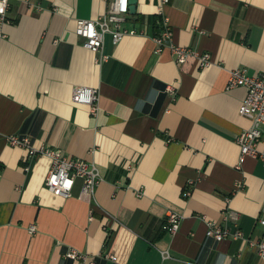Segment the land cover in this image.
<instances>
[{
  "label": "crops",
  "instance_id": "crops-1",
  "mask_svg": "<svg viewBox=\"0 0 264 264\" xmlns=\"http://www.w3.org/2000/svg\"><path fill=\"white\" fill-rule=\"evenodd\" d=\"M163 1H138L126 23L138 33L108 36L101 65L76 27L110 0L11 2L0 41V264H264L246 240L207 235L217 222L264 236V163L250 156L237 168V138L252 124L239 112L247 90L228 88L236 68L264 74V0ZM160 7L170 42L209 53L210 66L157 52ZM76 86L98 90L96 116L73 102ZM12 134L95 163V201L80 197L81 180L71 198L48 190L51 159H28ZM169 211L182 216L176 233ZM71 249L85 258H68Z\"/></svg>",
  "mask_w": 264,
  "mask_h": 264
},
{
  "label": "built area",
  "instance_id": "built-area-1",
  "mask_svg": "<svg viewBox=\"0 0 264 264\" xmlns=\"http://www.w3.org/2000/svg\"><path fill=\"white\" fill-rule=\"evenodd\" d=\"M12 1L14 0H0V41L6 38L4 26L9 22L8 11ZM169 1L164 0L163 4L165 5ZM159 11L162 15L161 7ZM130 14L129 0H110L108 9L103 15L96 19L78 20L76 34L83 39V46L86 49L97 54L96 62L98 64L101 65L110 59V56L105 52V41L108 36H111L114 44H119L127 35L138 33L136 29L126 27ZM161 18L162 29L156 36L157 52H161L164 48H170L178 64H183L189 59L195 60L201 68H206L212 64V58L209 53L171 43L170 21L164 15ZM237 87H244L247 90L246 98L240 106L239 112L252 122L251 127L242 131L237 138L240 146L237 168L242 169L246 159L250 156L260 158L264 163V151H260L258 148L260 144L264 145V74L250 75L247 69L236 68L230 72L228 88ZM72 100L75 103L90 106L93 116H96L99 112V92L94 88L76 86L73 89ZM6 141L11 146L26 149L30 160L42 156L51 159V168L45 179V187L48 190L64 198H71L77 180H81L80 197L90 203L95 201L97 188L104 179L95 163L81 158H68L61 150L52 147H38L28 135L12 134L6 137ZM26 170H29V166L26 167ZM138 195L141 196L142 192H139ZM186 195H191V189L186 190ZM93 212L94 210L91 208L90 213L92 215ZM224 214L227 216V211ZM231 218L237 221L238 215L231 213ZM166 219V230L176 233L180 228L182 216L169 211ZM260 223L264 226V204ZM35 231L36 227L31 226L30 232L35 233ZM207 235L217 242L228 239L246 240L250 246L256 248L258 254L264 259V236L261 240L253 242L245 237L244 232L240 228L231 232L217 222L208 223ZM66 256L73 260L85 258L82 253L75 249L69 250ZM168 257H170L168 252H165L164 258ZM111 258L114 259L113 256Z\"/></svg>",
  "mask_w": 264,
  "mask_h": 264
},
{
  "label": "water",
  "instance_id": "water-1",
  "mask_svg": "<svg viewBox=\"0 0 264 264\" xmlns=\"http://www.w3.org/2000/svg\"><path fill=\"white\" fill-rule=\"evenodd\" d=\"M138 1L139 0H129L131 14H135L136 13L137 6H138Z\"/></svg>",
  "mask_w": 264,
  "mask_h": 264
}]
</instances>
